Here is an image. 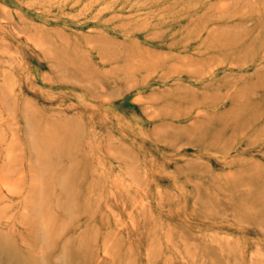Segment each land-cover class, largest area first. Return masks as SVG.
Segmentation results:
<instances>
[{
    "label": "rangeland",
    "instance_id": "1",
    "mask_svg": "<svg viewBox=\"0 0 264 264\" xmlns=\"http://www.w3.org/2000/svg\"><path fill=\"white\" fill-rule=\"evenodd\" d=\"M0 264H264V0H0Z\"/></svg>",
    "mask_w": 264,
    "mask_h": 264
},
{
    "label": "bare ground",
    "instance_id": "2",
    "mask_svg": "<svg viewBox=\"0 0 264 264\" xmlns=\"http://www.w3.org/2000/svg\"><path fill=\"white\" fill-rule=\"evenodd\" d=\"M37 213V212H36ZM38 214V213H37ZM38 216H39V214H38Z\"/></svg>",
    "mask_w": 264,
    "mask_h": 264
}]
</instances>
